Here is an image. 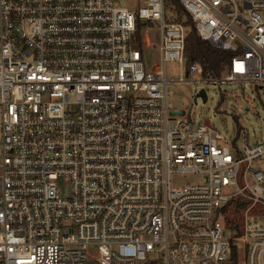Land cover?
I'll use <instances>...</instances> for the list:
<instances>
[{
    "label": "built area",
    "instance_id": "2783aa9c",
    "mask_svg": "<svg viewBox=\"0 0 264 264\" xmlns=\"http://www.w3.org/2000/svg\"><path fill=\"white\" fill-rule=\"evenodd\" d=\"M167 2L0 0V264H264V134L229 138L169 87L264 83V0H180L233 52L221 75L187 64ZM155 26L160 78L143 58ZM192 173L203 179L173 184Z\"/></svg>",
    "mask_w": 264,
    "mask_h": 264
},
{
    "label": "rangeland",
    "instance_id": "374dc122",
    "mask_svg": "<svg viewBox=\"0 0 264 264\" xmlns=\"http://www.w3.org/2000/svg\"><path fill=\"white\" fill-rule=\"evenodd\" d=\"M127 5H138V0H126ZM173 7L167 2V14L170 18ZM172 19V18H171ZM157 24V23H156ZM157 26L142 32L146 48L143 51V58L147 72L154 78L163 75L162 51L160 48V34L156 30ZM166 74L169 78L178 79L183 71L177 60H169L165 64ZM223 71L221 74H224ZM171 101L177 105L193 109L198 121L202 123L214 124L217 128L232 138L237 129H241L242 124L250 133L264 134V83H254L252 81H232L222 84L186 83L170 82ZM202 87L207 89L208 99L198 97ZM197 97V101L195 98ZM2 133L0 125V161L2 158ZM254 165L264 172V155L254 161ZM203 179L202 174H179L172 178L175 186L187 183L199 182ZM63 192L68 194V185L61 180ZM228 215V214H227ZM229 216V215H228ZM227 216V217H228ZM233 216H229L230 219ZM236 217V215H234ZM230 224V223H228ZM228 232V230L226 229ZM90 257H95L96 252L90 251Z\"/></svg>",
    "mask_w": 264,
    "mask_h": 264
},
{
    "label": "trees",
    "instance_id": "16d2710c",
    "mask_svg": "<svg viewBox=\"0 0 264 264\" xmlns=\"http://www.w3.org/2000/svg\"><path fill=\"white\" fill-rule=\"evenodd\" d=\"M168 1L177 13L178 19L182 20L187 26V35L185 39V56L187 64L194 61H200L204 65L205 70H211L216 75H221L226 67L230 66L233 52L217 48L208 40L203 39L199 35L192 16L185 9L180 0ZM243 206L244 202L241 203L238 199H233L230 201L229 205L226 206L225 211L229 216L231 215L234 217V215H236ZM233 217L229 219L230 224L235 223L232 221ZM236 227L238 230V225Z\"/></svg>",
    "mask_w": 264,
    "mask_h": 264
},
{
    "label": "water",
    "instance_id": "95a60500",
    "mask_svg": "<svg viewBox=\"0 0 264 264\" xmlns=\"http://www.w3.org/2000/svg\"><path fill=\"white\" fill-rule=\"evenodd\" d=\"M198 96L203 97L204 101H207L208 95H207V91L204 87L200 89Z\"/></svg>",
    "mask_w": 264,
    "mask_h": 264
}]
</instances>
